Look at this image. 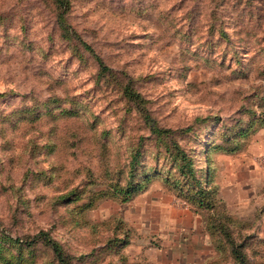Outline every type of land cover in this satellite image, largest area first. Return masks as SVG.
<instances>
[{
	"label": "rangeland",
	"instance_id": "obj_1",
	"mask_svg": "<svg viewBox=\"0 0 264 264\" xmlns=\"http://www.w3.org/2000/svg\"><path fill=\"white\" fill-rule=\"evenodd\" d=\"M50 241L264 264V0H0V264Z\"/></svg>",
	"mask_w": 264,
	"mask_h": 264
},
{
	"label": "trees",
	"instance_id": "obj_2",
	"mask_svg": "<svg viewBox=\"0 0 264 264\" xmlns=\"http://www.w3.org/2000/svg\"><path fill=\"white\" fill-rule=\"evenodd\" d=\"M182 157H184V160H183V165H180V168H182L183 170V166L186 168L187 172L185 173H188V172H193V169H192V166L193 165V159L191 157L188 156V159H187V156H186V153L182 152L180 155H179V159H181ZM184 173V172H183ZM141 185H137L136 187H133L132 190H136L140 187ZM201 191H202V188H199ZM46 233H43L42 236L45 237ZM49 240V239H48ZM51 242V241H50ZM53 245V248H54V251H55V255H56V258L57 260L60 262V264H67L66 260H65V256L61 250V248L56 244V243H53L51 242Z\"/></svg>",
	"mask_w": 264,
	"mask_h": 264
}]
</instances>
